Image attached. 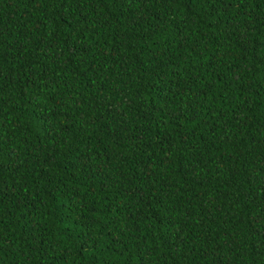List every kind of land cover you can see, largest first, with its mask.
Returning a JSON list of instances; mask_svg holds the SVG:
<instances>
[{
	"label": "trees",
	"instance_id": "1",
	"mask_svg": "<svg viewBox=\"0 0 264 264\" xmlns=\"http://www.w3.org/2000/svg\"><path fill=\"white\" fill-rule=\"evenodd\" d=\"M0 264H264V0H0Z\"/></svg>",
	"mask_w": 264,
	"mask_h": 264
}]
</instances>
